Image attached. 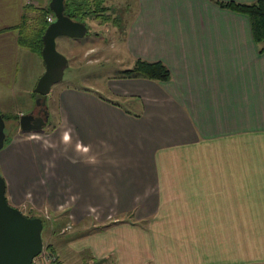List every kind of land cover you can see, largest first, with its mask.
I'll return each instance as SVG.
<instances>
[{"label": "crops", "instance_id": "obj_1", "mask_svg": "<svg viewBox=\"0 0 264 264\" xmlns=\"http://www.w3.org/2000/svg\"><path fill=\"white\" fill-rule=\"evenodd\" d=\"M217 1L140 0L128 26L103 0L93 15L126 22L129 54L171 79L118 75L112 97L67 88L54 129L0 151L10 204L29 198L66 229L59 264H264V52L249 17ZM37 4L0 0L2 114L38 97L42 55L21 39Z\"/></svg>", "mask_w": 264, "mask_h": 264}, {"label": "rangeland", "instance_id": "obj_2", "mask_svg": "<svg viewBox=\"0 0 264 264\" xmlns=\"http://www.w3.org/2000/svg\"><path fill=\"white\" fill-rule=\"evenodd\" d=\"M51 0H38V7H46L50 5ZM95 7V2L91 0ZM106 3L112 7V13L118 15L120 12L124 14L123 10L128 9V26L130 25L135 13L140 9V0H106ZM36 15L37 12L33 11ZM113 15V16H114ZM99 15H90L86 17V24L88 32L83 38H71L68 36H59L56 39L57 49L60 53L65 55L69 64L65 69L64 77L61 81L52 86L51 92L47 97V106L50 112L49 120L45 127L39 131L25 132L20 127V118L24 114H29L38 108V97L31 99V96H26V93H17V101L9 102L6 116V147H10L15 135L21 131V138L25 142H30L43 138L41 136L44 132H49L54 129L53 125L59 121V103L61 93L67 88L88 89L99 92L102 96L112 97L109 90V83L116 76L120 75L122 70L134 66L135 59L129 54L124 45V27L126 22H122L121 27L115 26L114 22L103 25ZM112 16V17H113ZM97 19V20H95ZM34 27V23L30 26ZM41 64L38 67L39 72L46 68L45 61L41 57ZM28 104L27 102H30ZM125 106L128 103L122 102ZM132 108V107H131ZM134 109V108H133ZM1 113V112H0ZM13 116L12 119L8 117ZM18 118V119H17ZM43 145H45L43 143ZM2 153L0 154V160ZM2 173V166L0 165ZM3 175V173H2ZM4 176V175H3ZM11 192H16L12 184H9ZM8 190V188H7ZM30 191L20 190L19 196L24 199ZM9 200V199H8ZM10 202V201H9ZM19 209L27 216H38L44 221L43 241L44 247L54 246L56 242L59 244L61 236L65 234L66 229L62 228L59 216L48 208L41 210L35 209L32 206L29 198L23 202ZM66 237V235H65ZM53 243V244H52ZM54 248V247H53ZM55 249V248H54ZM84 256V255H83Z\"/></svg>", "mask_w": 264, "mask_h": 264}, {"label": "water", "instance_id": "obj_3", "mask_svg": "<svg viewBox=\"0 0 264 264\" xmlns=\"http://www.w3.org/2000/svg\"><path fill=\"white\" fill-rule=\"evenodd\" d=\"M49 7L55 20L48 25L43 35L41 55L46 68L35 87L37 103L44 110V115L42 110L40 113L22 115L20 127L25 132L42 130L47 124L50 116L47 97L52 86L63 79L69 64L68 58L57 49V37L83 38L88 32L85 22L66 14V0H51ZM6 139V120L0 113V151L5 148ZM7 188L6 178L0 173V264H32L44 247V222L41 217L27 216L10 204Z\"/></svg>", "mask_w": 264, "mask_h": 264}, {"label": "trees", "instance_id": "obj_4", "mask_svg": "<svg viewBox=\"0 0 264 264\" xmlns=\"http://www.w3.org/2000/svg\"><path fill=\"white\" fill-rule=\"evenodd\" d=\"M93 1H96L95 7L91 0H66V14L75 20L84 21L86 17L97 13L98 9H106L103 0ZM217 3L223 8L230 9L249 17L254 39L258 44L262 45L261 52H264V0H254L252 2H237L235 0H229L217 1ZM28 11H36L37 14L34 17L26 16L28 20L32 21L29 24H27L26 21L23 25L21 36L22 43L41 55L43 48V35L50 24L47 17L54 13L49 6L34 7L30 5ZM32 23H34L33 28L30 27ZM120 75L121 77L128 79L146 78L158 82L169 81L172 76L170 69L164 62L148 61L141 58L136 59L133 67L122 70ZM4 118L7 122L6 116H4ZM12 118V116L8 117V119ZM50 249L55 251L52 245H50Z\"/></svg>", "mask_w": 264, "mask_h": 264}, {"label": "built area", "instance_id": "obj_5", "mask_svg": "<svg viewBox=\"0 0 264 264\" xmlns=\"http://www.w3.org/2000/svg\"><path fill=\"white\" fill-rule=\"evenodd\" d=\"M30 2V1H29ZM48 22H53L55 20V15L50 14L47 17ZM59 255L56 251L50 249L49 247H43L41 253L36 256L32 264H58Z\"/></svg>", "mask_w": 264, "mask_h": 264}, {"label": "flooded vegetation", "instance_id": "obj_6", "mask_svg": "<svg viewBox=\"0 0 264 264\" xmlns=\"http://www.w3.org/2000/svg\"><path fill=\"white\" fill-rule=\"evenodd\" d=\"M40 110H42L41 106H38L37 110L34 111L35 113H40ZM42 114L44 115V110H42Z\"/></svg>", "mask_w": 264, "mask_h": 264}]
</instances>
